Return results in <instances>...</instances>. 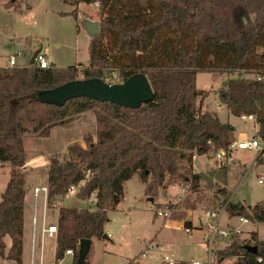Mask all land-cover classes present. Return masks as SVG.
<instances>
[{
  "label": "trees",
  "instance_id": "obj_1",
  "mask_svg": "<svg viewBox=\"0 0 264 264\" xmlns=\"http://www.w3.org/2000/svg\"><path fill=\"white\" fill-rule=\"evenodd\" d=\"M64 1L74 6L69 14L78 21L81 4L99 3L100 32L90 42L89 66L81 71L76 66L40 68L31 63L0 67V169L6 162L12 166L0 201V258L18 264L23 260L26 174L21 167L27 160V135L49 137L54 126L94 109L97 130L83 137L87 147L70 144V158L54 157L48 169L50 198L65 194L87 170L93 173L78 198L85 200L98 191L95 211L70 206L59 211L57 257L75 250L66 264H76L81 239L103 237L108 213L124 198V184L134 175L146 184V194L155 195L167 177L179 174L183 162L192 167L195 155L230 146L235 128L205 107L209 92L197 86L200 71H227L232 76L219 92L221 102L235 116L255 114L257 135L264 139V0ZM16 3L9 0L6 5ZM122 58L126 61L119 65ZM107 67L119 72L121 82L145 73L154 99L140 108L88 97L63 106L37 99L40 91L70 81L107 80ZM201 178L192 174L194 189ZM227 210L230 216L264 221L261 202L252 207L230 203ZM8 235L12 245L6 252ZM252 240L257 254L245 248L251 242L235 239L220 250V258L238 255L236 264H264V240L257 232Z\"/></svg>",
  "mask_w": 264,
  "mask_h": 264
},
{
  "label": "rangeland",
  "instance_id": "obj_2",
  "mask_svg": "<svg viewBox=\"0 0 264 264\" xmlns=\"http://www.w3.org/2000/svg\"><path fill=\"white\" fill-rule=\"evenodd\" d=\"M7 2L9 0H0V65L8 63L10 56L18 55L19 52L24 53V56L18 57V64H29L34 51L42 46L49 60L53 62L52 66H76L80 71L89 66L92 37L83 22L69 14L73 6L64 0H17L15 6L10 7L6 5ZM79 11L84 18L100 21L99 6L95 4H83ZM125 61V58L120 59L119 65ZM231 77L227 71H200L197 86L209 92L205 100L207 109L216 110L217 105L222 104L218 110L220 119L236 127L234 136L246 133L252 137L258 130L257 123L245 122L239 116L233 115L220 100L219 92ZM96 130L94 109L88 110L75 115L64 126L55 127L49 137L27 135L29 137L25 139V146L28 151L39 153V156L49 160L58 157L63 161L70 158L67 147L69 141L79 142L86 148L83 137L95 135ZM235 157L238 165L228 164L219 169L214 163L213 151L193 158L192 167L185 161L179 174L167 177L155 195L146 194V184L138 175H134L124 184V198L116 209L108 213L109 220L104 226V235L107 237L103 235L102 238L92 239L91 249L84 264H126L130 256L144 251L151 240L168 243L179 264H190L193 258L205 260V230L198 227L197 220L206 210L217 206L222 190H226V196H232L233 203H241L246 207H252L259 202L264 204V183L259 182L261 178L264 179V158L248 170L247 164L257 158L256 151L237 150ZM49 166L32 167L24 173L27 175L36 171L39 183L43 184L44 181L48 182ZM9 170V167L0 169V196ZM192 174L202 175L198 189L193 188ZM179 198L181 201H178ZM65 201L66 206L70 207H85L88 204L75 196ZM167 207L174 209L171 216L173 219L192 218L196 226L191 235L179 228L164 225L165 219L158 216L156 211ZM48 220L57 221V211H51ZM229 221V225L239 224L235 216H230ZM251 221L243 225V231L238 236L217 238V248H223L235 239L251 242L252 245L253 232H257L259 237L264 239V221ZM226 224L225 214L221 225ZM46 245L47 257H52L56 241L47 240ZM27 254L30 263L31 246ZM13 264L18 263L14 261ZM145 264H160L158 253L151 254Z\"/></svg>",
  "mask_w": 264,
  "mask_h": 264
},
{
  "label": "built area",
  "instance_id": "obj_3",
  "mask_svg": "<svg viewBox=\"0 0 264 264\" xmlns=\"http://www.w3.org/2000/svg\"><path fill=\"white\" fill-rule=\"evenodd\" d=\"M94 4L99 6L98 2ZM19 56H24V53L19 52L18 55H11L7 67L20 66L18 64ZM34 64H36L40 68H50L52 66L47 53H45L43 50H41L36 55ZM118 73L119 72L117 70L111 67H107L104 70V77L107 79L105 81L111 84L119 82L120 78ZM262 78L263 76L259 77V79ZM240 118L245 122L257 123L259 129L257 116L255 114L244 113L240 116ZM257 132L258 130H256L255 135L252 137H249L246 133H239L238 136H235L234 140L228 148H218L214 150L213 155L216 168L219 169L228 164L238 165L239 163L237 161V158L235 157V152L237 150H255L257 158L254 160V162H250L249 164H247L248 170L253 168L260 159L264 158V139L259 137L257 135ZM50 163L51 162L48 158L40 155L27 160L21 167V170L23 172H26L32 167H44L46 165H50ZM92 173V170H87L86 177L83 180H81L77 184L71 185L65 194L58 195L54 198L49 197L48 184H40L35 186V214L33 217L30 264H66L70 262L68 258L72 259L74 257V249H67L63 258L57 257L56 248L59 233V211L62 207H66L65 200L71 198V196L78 197V193L86 185ZM259 182L264 183V179L261 178ZM188 187L189 186H187V188ZM187 188L184 189V191H186ZM219 200V203L214 209L206 210L198 220V226L205 230L204 240L207 245L206 259L201 260L198 258H193L191 259L190 264H236L238 258L240 257L238 255H234L229 258L221 259L219 256V252L228 245L223 248H217L216 239H228L238 236L243 231V225L251 223L252 219L247 216H235L238 218L239 224L229 225L228 222H230V216L227 207L230 203H233L232 196H221L219 197ZM178 201H181V198H179ZM84 202L88 203L87 206H78L79 209H86L90 212L95 211L97 209L98 191L94 190L87 197V199L84 200ZM53 210L57 211V221L55 222L48 220V216ZM173 212V208L167 207L164 209H158L156 211V214L165 219L164 225L166 227L177 229L179 228L181 230H184L188 235H191L193 227L187 225V222L190 220H188V218L184 220L173 219L171 217L173 215ZM225 214L227 216V224L226 226H222L221 220ZM47 240L56 241V247L52 257H47ZM170 248V245L166 242L151 240L147 244L144 251H142L140 254L130 256L126 264H145V260L148 259L154 252L158 253L160 257V264H179ZM262 260L263 257H258L259 262H261Z\"/></svg>",
  "mask_w": 264,
  "mask_h": 264
},
{
  "label": "water",
  "instance_id": "obj_4",
  "mask_svg": "<svg viewBox=\"0 0 264 264\" xmlns=\"http://www.w3.org/2000/svg\"><path fill=\"white\" fill-rule=\"evenodd\" d=\"M82 22L92 38L100 32V21L82 17ZM41 50L42 48H39L34 52L31 64L35 63V57ZM154 96L155 92L148 76L140 72L122 82L113 84L101 78L70 81L56 88L40 91L37 99L42 103L63 106L71 99L88 97L100 102L108 101L120 106L140 108L143 104L152 101ZM104 237L107 236L104 235ZM91 245L92 239H81L76 264L85 263ZM245 248L254 254L258 253L256 245L248 244Z\"/></svg>",
  "mask_w": 264,
  "mask_h": 264
},
{
  "label": "crops",
  "instance_id": "obj_5",
  "mask_svg": "<svg viewBox=\"0 0 264 264\" xmlns=\"http://www.w3.org/2000/svg\"><path fill=\"white\" fill-rule=\"evenodd\" d=\"M8 1V0H7ZM71 5V4H70ZM83 4L80 5V7H82ZM72 6V5H71ZM72 10L74 9V6L71 7ZM71 12V11H70ZM82 13H80L79 15V21H82ZM42 48V46L40 47ZM39 49V48H37ZM36 49V50H37ZM35 50V51H36ZM43 50V48H42ZM34 51V52H35ZM45 53H47L46 51H44ZM48 56V54H47ZM51 63H53L51 61ZM8 65V63L6 64H3V65H0V67H6ZM26 65V64H25ZM54 65V64H53ZM55 66V65H54ZM220 106V107H219ZM222 107V104H218L217 105V109L215 110L214 108H212V110L216 111L220 117V114L218 112V110ZM59 126H64V125H57V126H54L51 130V133L53 131V129L55 127H59ZM234 128L236 129V127L234 126ZM29 136H26L25 139H27ZM41 138V137H39ZM74 141H69L68 144H67V147L72 144ZM25 149H26V146H25ZM33 149V148H32ZM30 152V153H29ZM26 155H27V160L33 158V157H37L39 156V153H35L33 151H28L26 149ZM198 156H202V155H195V158H197ZM26 160V161H27ZM2 167H9L10 170H9V175H7V178L5 179L4 181V189L2 190V193H1V196H0V201L2 199V194L3 192L5 191L6 187H7V184L10 180V177H11V171H12V166L9 162H6L3 164ZM1 167V168H2ZM44 167H47L44 166ZM36 171H32L30 174H27L26 175V185H25V189H26V198H25V204H24V227H23V260H22V264H30L29 263V254H27V252L29 251V248L31 246V238H32V233H31V230L33 229V217H34V214H35V198H34V188L35 186L37 185H40L42 183H39V178L35 175ZM48 184V182L44 181L43 184ZM223 195H219V197H221ZM200 218V217H199ZM188 220H190L189 222H191V226L194 228L196 226V224H193L192 222V218L188 217ZM199 220V219H198ZM198 220H197V223H198ZM199 227V226H198ZM260 238V237H259ZM261 240H264L262 238H260ZM5 243H6V252H8V250L10 249L11 245H12V240H11V237L8 235L5 237ZM28 255V257H27ZM69 261H71L72 259L71 258H68ZM15 260H12V259H7V258H0V264H13ZM16 262V261H15Z\"/></svg>",
  "mask_w": 264,
  "mask_h": 264
}]
</instances>
